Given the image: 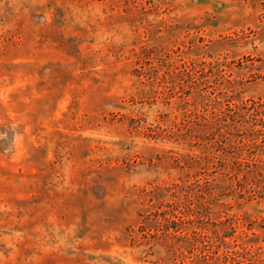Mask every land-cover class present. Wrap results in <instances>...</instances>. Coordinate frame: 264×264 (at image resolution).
I'll use <instances>...</instances> for the list:
<instances>
[{"label":"rangeland","instance_id":"rangeland-1","mask_svg":"<svg viewBox=\"0 0 264 264\" xmlns=\"http://www.w3.org/2000/svg\"><path fill=\"white\" fill-rule=\"evenodd\" d=\"M0 264H264V0H0Z\"/></svg>","mask_w":264,"mask_h":264}]
</instances>
